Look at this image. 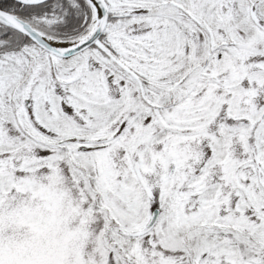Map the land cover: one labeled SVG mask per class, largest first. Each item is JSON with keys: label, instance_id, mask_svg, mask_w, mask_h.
<instances>
[{"label": "snow or ice", "instance_id": "6c2138e0", "mask_svg": "<svg viewBox=\"0 0 264 264\" xmlns=\"http://www.w3.org/2000/svg\"><path fill=\"white\" fill-rule=\"evenodd\" d=\"M0 264H264V0H0Z\"/></svg>", "mask_w": 264, "mask_h": 264}]
</instances>
